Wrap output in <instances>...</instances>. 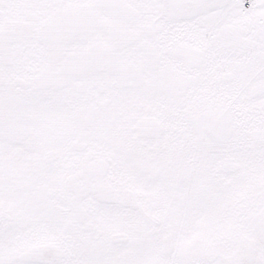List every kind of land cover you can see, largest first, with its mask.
I'll list each match as a JSON object with an SVG mask.
<instances>
[{
  "label": "snow or ice",
  "instance_id": "6c2138e0",
  "mask_svg": "<svg viewBox=\"0 0 264 264\" xmlns=\"http://www.w3.org/2000/svg\"><path fill=\"white\" fill-rule=\"evenodd\" d=\"M0 264H264V0H0Z\"/></svg>",
  "mask_w": 264,
  "mask_h": 264
}]
</instances>
